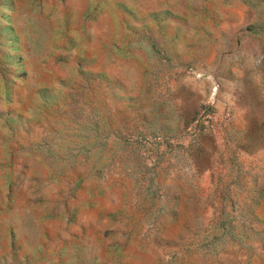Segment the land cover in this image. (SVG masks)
Here are the masks:
<instances>
[{
	"label": "rangeland",
	"instance_id": "rangeland-1",
	"mask_svg": "<svg viewBox=\"0 0 264 264\" xmlns=\"http://www.w3.org/2000/svg\"><path fill=\"white\" fill-rule=\"evenodd\" d=\"M0 264H264V0H0Z\"/></svg>",
	"mask_w": 264,
	"mask_h": 264
}]
</instances>
